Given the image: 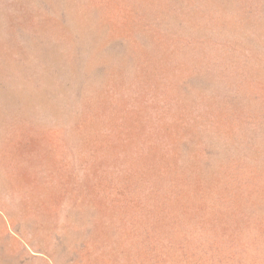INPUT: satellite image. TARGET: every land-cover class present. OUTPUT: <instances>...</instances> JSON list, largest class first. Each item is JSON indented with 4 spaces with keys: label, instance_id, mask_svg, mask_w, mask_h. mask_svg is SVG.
<instances>
[{
    "label": "rangeland",
    "instance_id": "1",
    "mask_svg": "<svg viewBox=\"0 0 264 264\" xmlns=\"http://www.w3.org/2000/svg\"><path fill=\"white\" fill-rule=\"evenodd\" d=\"M0 264H264V0H0Z\"/></svg>",
    "mask_w": 264,
    "mask_h": 264
},
{
    "label": "trees",
    "instance_id": "2",
    "mask_svg": "<svg viewBox=\"0 0 264 264\" xmlns=\"http://www.w3.org/2000/svg\"><path fill=\"white\" fill-rule=\"evenodd\" d=\"M78 60V59H77ZM79 61V60H78Z\"/></svg>",
    "mask_w": 264,
    "mask_h": 264
}]
</instances>
